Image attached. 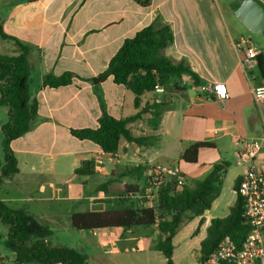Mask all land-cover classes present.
Returning <instances> with one entry per match:
<instances>
[{
    "label": "crops",
    "instance_id": "0c3cea01",
    "mask_svg": "<svg viewBox=\"0 0 264 264\" xmlns=\"http://www.w3.org/2000/svg\"><path fill=\"white\" fill-rule=\"evenodd\" d=\"M260 1L264 3V0ZM238 2L150 0L147 7H142L133 0H0L3 32L29 47L28 89L30 101H35L37 106L29 131L10 144L18 172L4 180L0 186V199L9 208L22 209L48 224L59 217L50 206L46 207L53 182L59 183L60 188L64 186L63 182L78 176L74 172L84 161L93 163V175L109 176L106 181L117 178L125 169L144 167L147 170L139 182L142 188L143 180L153 170L177 167L188 184L187 176L197 174L198 170L188 166L194 164L181 161L180 155L192 144L211 142L214 148L210 149L217 150L221 146L219 141L228 137L236 158L243 140L264 137V127L253 99V89L262 85L264 79L258 69L257 73L253 70L246 74L242 68L235 44L243 35L237 36L235 25L228 18L229 13L233 15ZM156 19L167 25L173 36L172 44L162 54L174 63H186L197 76L199 85L195 86L193 78L187 74L174 80L180 91L167 100L159 126L156 129L151 126L149 113L142 115V119L128 125L133 136L144 139L141 145L121 139L116 155L110 157L95 144L77 140L69 132L98 127L101 110L93 87L74 80L65 87L41 88V82L48 73L58 76L69 71L84 79L97 76L106 69L125 39L132 38ZM16 54L17 48L12 42L0 40V55ZM214 83L225 86L228 93L225 101L217 102L201 91L200 88ZM100 91L106 112L111 117L124 119L137 113L135 96L125 87L114 84L112 78L100 85ZM162 97V93L155 91L145 93L140 97L141 107L158 103ZM7 117L8 108L0 105V161L3 158L1 129ZM109 161L117 164L110 168ZM211 166L206 168L207 175L214 167ZM122 180L136 182L128 177ZM103 199L109 200L100 197L93 202L99 203ZM131 201L138 208L145 204L137 196ZM39 207L45 208L44 216L37 213ZM205 213L202 216L204 228L200 231H206L209 225ZM199 220L197 217L187 224L198 225ZM151 230L152 252L159 253L154 249L157 231ZM101 233L99 239L83 248L89 264H152L153 258L159 264H165L161 253L162 258L151 253L143 262L139 259V248H130L131 241L136 244L140 241L128 236L132 229ZM7 234L8 226L0 223V235H3L5 245ZM49 239L46 243L50 247H66L51 246ZM66 248L80 251L76 247ZM5 260L6 264H16L13 254H6ZM0 264H3L1 255Z\"/></svg>",
    "mask_w": 264,
    "mask_h": 264
},
{
    "label": "trees",
    "instance_id": "16d2710c",
    "mask_svg": "<svg viewBox=\"0 0 264 264\" xmlns=\"http://www.w3.org/2000/svg\"><path fill=\"white\" fill-rule=\"evenodd\" d=\"M142 7H147L150 0H133ZM237 3V2H236ZM234 3V5H236ZM0 40L12 42L17 48L13 56L0 55V105L8 108L7 121L2 125V151L0 161V186L5 179L17 174V160L10 144L29 131L30 122L35 117L37 106L30 101L28 78L29 70L27 56L29 47L3 32L0 22ZM173 42L170 28L156 19L151 25L136 32L132 38L125 39L121 47L109 60L106 69L95 77L84 79L72 72L61 75L48 73L44 75L41 88H60L79 80L89 83L99 98L101 115L97 128L71 129L70 135L80 141H89L110 157L118 151L119 141L141 145L144 140L135 137L128 125L142 119V115H151V126L156 129L164 113L166 102H154L141 107L140 97L145 93L154 92L156 87L164 92L179 90L174 80L187 74L199 85L197 76L184 62L174 63L162 54L163 50ZM258 71L264 79V48L257 56ZM108 78L116 85H121L134 96V106L137 113L124 119H115L107 114L102 101L100 85ZM214 148L211 142H196L180 155V160L187 164H196L201 149ZM227 164L215 165L212 171L193 186L178 185L174 179L165 178L154 193L146 196L144 206L138 208L132 205L133 196L142 192L147 185V168L135 167L125 169L117 178H110L96 188V192L108 197L109 200H99V203H110L111 199L118 209L101 212H79L69 216L70 226L78 231L103 229H120L127 231L135 227H145L157 231L154 249L161 253L165 264H175L172 260V239L186 222L200 217L198 227L203 223V214L209 210L213 202L220 196L222 176ZM91 161H84L75 170V175L91 176L94 172ZM155 170H153L154 172ZM152 172V173H153ZM124 177L136 182L123 181ZM182 177H184L182 175ZM238 178L235 179L233 191L235 200L224 218H213L205 231V237L199 244L197 264L211 255L224 237H229L237 245L247 233L244 217V203L237 195ZM112 197V198H111ZM131 207L121 209L125 203ZM0 223L8 226L6 246L14 256V263L26 264H89L84 252L66 247H50L46 240L51 236V230L32 215L22 209H11L0 199Z\"/></svg>",
    "mask_w": 264,
    "mask_h": 264
},
{
    "label": "rangeland",
    "instance_id": "374dc122",
    "mask_svg": "<svg viewBox=\"0 0 264 264\" xmlns=\"http://www.w3.org/2000/svg\"><path fill=\"white\" fill-rule=\"evenodd\" d=\"M228 18L235 25V33L237 36L243 35L244 37H249L257 50H262L264 48L263 38L250 33L240 22L235 19L232 13H229ZM254 73H257V70H254ZM178 91H180V89L175 90L174 92L162 93L163 97L161 100L167 103V100L173 96V93ZM219 142L221 143V146H219L217 150H212L210 148L201 149L197 163L194 165H188L194 170H198L197 174L187 176V182L189 186H193L196 181L202 180L207 175L208 170H206V168H208L209 165H212L211 167H213L218 165L219 162H225L228 165L225 174L222 176L221 194L213 203L211 209L208 210L204 215L207 222L213 218H224L228 215L229 208L233 205L235 200V193L233 191L234 181L236 177L242 172L241 167L236 165V158L233 156V146L229 138L225 137ZM219 158L220 160H218ZM121 162L122 161L119 163ZM213 162L215 164H213ZM163 163L165 165L168 164V162ZM113 164L116 165L117 163L114 161H109L108 163L110 168H112ZM200 169L202 170L199 171ZM108 177L109 176H103L99 173H95L94 175L88 177H71L62 183L64 186L61 188L59 183L53 182L50 202L48 205H46V207L48 208V206H50L52 210L56 211L59 217L56 220H50L48 224L39 220L41 223H45V225L51 230L52 234L49 239L51 246L63 245L66 247H76L83 252V248L87 247L90 242H95L96 239H99L102 236L101 232L120 231V229L78 231L73 229L69 223V216L72 213L83 211L101 212L118 209V206L114 203L113 199H111L110 203L93 202L95 198L105 197L104 195L96 192V188L101 183L106 181ZM79 203L81 205H79ZM81 206H84V208H80ZM130 207V202L120 206L121 209H127ZM37 213L44 216L45 208L39 207ZM187 223L189 222L184 223L173 239V261L175 264H197L196 259L198 257L199 242L205 235V229L200 231V229L204 228L203 224L198 227L194 222H191L190 224ZM0 236V255L3 264H6L5 255L8 254L11 256L12 254L6 248L3 235ZM128 236H130L131 239L137 238L140 240L137 244L135 241H131L132 243L130 248H139L140 251L137 256L140 260H142V262L147 259L146 257L153 253L151 249L153 232L151 229L145 227H135L132 228V233L128 234ZM153 254L160 256L159 258H162L159 253ZM133 255L135 256V253H133ZM150 263L159 264L158 260L155 258H153V261H150Z\"/></svg>",
    "mask_w": 264,
    "mask_h": 264
},
{
    "label": "built area",
    "instance_id": "2783aa9c",
    "mask_svg": "<svg viewBox=\"0 0 264 264\" xmlns=\"http://www.w3.org/2000/svg\"><path fill=\"white\" fill-rule=\"evenodd\" d=\"M235 46L240 52V63L245 73L256 70L259 52L251 39L241 36ZM200 89L217 102L228 98L223 84L214 83L210 87ZM155 92L163 93L164 90L156 87ZM253 99L264 127V82L253 89ZM241 144L236 165L242 168V173L237 177L236 193L244 203L247 233L239 245L229 237H224L216 250L200 264H264V137L243 140ZM165 178L174 179L180 186L185 184L184 177L177 167H161L149 175L144 190L136 196L146 203V196L154 193Z\"/></svg>",
    "mask_w": 264,
    "mask_h": 264
},
{
    "label": "water",
    "instance_id": "95a60500",
    "mask_svg": "<svg viewBox=\"0 0 264 264\" xmlns=\"http://www.w3.org/2000/svg\"><path fill=\"white\" fill-rule=\"evenodd\" d=\"M233 16L250 33L264 39V3L260 0H239Z\"/></svg>",
    "mask_w": 264,
    "mask_h": 264
}]
</instances>
